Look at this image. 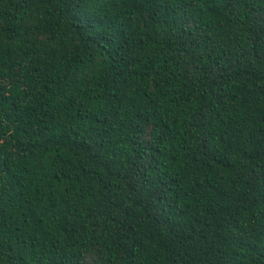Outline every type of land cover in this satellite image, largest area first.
<instances>
[{
	"label": "trees",
	"instance_id": "16d2710c",
	"mask_svg": "<svg viewBox=\"0 0 264 264\" xmlns=\"http://www.w3.org/2000/svg\"><path fill=\"white\" fill-rule=\"evenodd\" d=\"M0 264H264V0H0Z\"/></svg>",
	"mask_w": 264,
	"mask_h": 264
}]
</instances>
